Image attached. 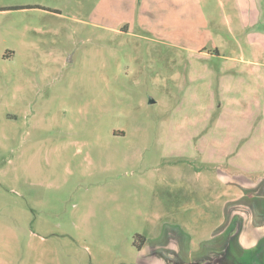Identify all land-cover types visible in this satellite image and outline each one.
<instances>
[{
	"label": "rangeland",
	"instance_id": "obj_1",
	"mask_svg": "<svg viewBox=\"0 0 264 264\" xmlns=\"http://www.w3.org/2000/svg\"><path fill=\"white\" fill-rule=\"evenodd\" d=\"M252 221L254 0H0V264L264 263Z\"/></svg>",
	"mask_w": 264,
	"mask_h": 264
},
{
	"label": "crops",
	"instance_id": "obj_2",
	"mask_svg": "<svg viewBox=\"0 0 264 264\" xmlns=\"http://www.w3.org/2000/svg\"><path fill=\"white\" fill-rule=\"evenodd\" d=\"M256 2V5H257V8H258V11H259V14H260V17L264 20V0H254ZM252 233H263L264 234V224H261L260 221H252ZM233 233V232H231ZM241 239V238H240ZM240 239H236V243H238L239 241V246H240ZM238 240V241H237ZM248 240H251L250 238H248ZM257 242V241H255ZM142 248L141 250H143L145 248V243L142 244ZM191 256H196V253L195 251H191ZM208 258V257H207ZM214 261H223L225 260L224 258H219V257H212ZM235 264H264L262 262H260L259 260L255 259V258H249L247 256H244L242 253L240 252H237L236 255H235ZM250 260L249 262H246ZM262 260L264 261V258H262Z\"/></svg>",
	"mask_w": 264,
	"mask_h": 264
}]
</instances>
